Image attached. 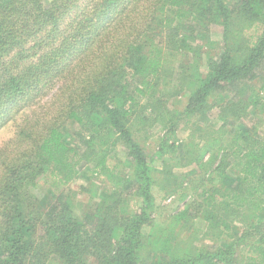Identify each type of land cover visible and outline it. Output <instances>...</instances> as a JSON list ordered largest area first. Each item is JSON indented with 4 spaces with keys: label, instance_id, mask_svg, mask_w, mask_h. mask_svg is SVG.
<instances>
[{
    "label": "trees",
    "instance_id": "16d2710c",
    "mask_svg": "<svg viewBox=\"0 0 264 264\" xmlns=\"http://www.w3.org/2000/svg\"><path fill=\"white\" fill-rule=\"evenodd\" d=\"M263 62L264 0H0V131L60 90L57 115L20 127L3 161L0 264H264V127L244 123L264 93L250 104L233 89ZM153 127L161 169L136 138ZM88 173L86 221L64 193L46 211L33 191ZM154 188L183 203L158 233Z\"/></svg>",
    "mask_w": 264,
    "mask_h": 264
},
{
    "label": "rangeland",
    "instance_id": "374dc122",
    "mask_svg": "<svg viewBox=\"0 0 264 264\" xmlns=\"http://www.w3.org/2000/svg\"><path fill=\"white\" fill-rule=\"evenodd\" d=\"M223 30L220 27H216L212 29L211 38L215 43L222 41ZM217 47H215L216 49ZM214 50V47H213ZM214 52V51H213ZM212 52V53H213ZM264 86V62L261 67L255 73L254 79L249 82L237 83V87L233 88L234 93H240V98L248 101V103H252L258 97H261L264 93L262 87ZM60 90L59 86H54L51 91H48L47 94L33 107L27 108L24 111L20 112L19 115L16 116L14 120H11L10 123L6 127H4L0 131V178L3 175V161L6 159L7 163L9 160L14 159L17 156V152L14 151L15 146L17 145V141L21 138V128H28L26 125L27 122L32 120L31 123H42L41 119L43 115H49L54 117L57 115L58 111V100H59ZM225 96V94H222ZM60 100H63V98ZM64 101V100H63ZM187 105L186 96H177L169 102V106L172 110H175L177 113L183 112ZM256 109V112L250 115L249 120L244 122L248 127L255 126V124L260 125L261 129L264 127V108L261 107L260 104H255L252 107ZM263 125V126H262ZM65 131H71L74 129V126L71 123H67L64 126ZM148 132L144 134L136 135L137 140L141 143L144 148L145 154L147 158L152 162V166L157 169L162 168V162L166 161L169 157L156 158V153L159 148L160 139L165 135V131H163L160 127L146 128ZM264 133V131H261ZM176 137L182 141H186L188 139V131L185 128L178 130ZM24 148V145H20ZM26 146V144H25ZM112 151V155L110 157V165L119 167L118 173L125 177L126 174L130 172L129 165H122L124 157L127 152L123 148H119L118 150ZM4 153V154H3ZM13 156V157H12ZM118 159L121 160L118 162ZM193 167L179 169L176 172L179 176L186 175L188 177H192ZM210 186V185H209ZM99 182H96L92 179V176L88 173L83 175L81 178L73 181L67 187L56 186L45 176H42L37 181V186L33 188L34 193L43 201L44 207L46 211L52 206L53 202L56 201V198L59 194L64 193L66 199L71 203L74 208L75 215L80 219L86 221L88 216H91L92 209L95 205V195L94 193L99 194ZM201 191V190H200ZM53 193L52 195L50 193ZM154 194L156 196V209L153 214V227L155 233L159 228L165 227L164 225L167 223L168 219L176 212L178 209L183 208V203L178 201V197L176 196L174 200L168 201L166 198H162L160 196L158 188H154ZM194 197V194H191ZM134 205V202H131ZM49 264H60L57 260L52 259L48 262ZM86 264H97L94 259H89L86 261Z\"/></svg>",
    "mask_w": 264,
    "mask_h": 264
},
{
    "label": "crops",
    "instance_id": "0c3cea01",
    "mask_svg": "<svg viewBox=\"0 0 264 264\" xmlns=\"http://www.w3.org/2000/svg\"><path fill=\"white\" fill-rule=\"evenodd\" d=\"M172 199H173V198H172ZM128 201H129V203L134 202V205H135V200H133V199H128Z\"/></svg>",
    "mask_w": 264,
    "mask_h": 264
},
{
    "label": "built area",
    "instance_id": "2783aa9c",
    "mask_svg": "<svg viewBox=\"0 0 264 264\" xmlns=\"http://www.w3.org/2000/svg\"><path fill=\"white\" fill-rule=\"evenodd\" d=\"M172 198L169 199V201H171Z\"/></svg>",
    "mask_w": 264,
    "mask_h": 264
}]
</instances>
